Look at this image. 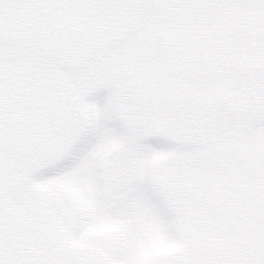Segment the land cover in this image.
I'll return each mask as SVG.
<instances>
[{"label": "snow or ice", "instance_id": "obj_1", "mask_svg": "<svg viewBox=\"0 0 264 264\" xmlns=\"http://www.w3.org/2000/svg\"><path fill=\"white\" fill-rule=\"evenodd\" d=\"M0 264H264V0H0Z\"/></svg>", "mask_w": 264, "mask_h": 264}]
</instances>
